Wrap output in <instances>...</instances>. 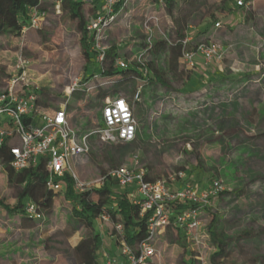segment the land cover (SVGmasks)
<instances>
[{
    "label": "rangeland",
    "instance_id": "obj_1",
    "mask_svg": "<svg viewBox=\"0 0 264 264\" xmlns=\"http://www.w3.org/2000/svg\"><path fill=\"white\" fill-rule=\"evenodd\" d=\"M204 1H197L186 28L179 24L183 0L175 9L176 20L160 4L128 5L104 43L107 49L116 45L122 58H134L150 33L153 39L174 43L187 36L194 43L206 41L194 28L209 24L213 26L210 39L227 49L225 58L209 64L200 60L193 68L180 58L177 71L169 74L172 90L151 83L140 88L139 100L134 99V86L122 88L120 94L135 107L136 138L132 143H112L94 134L90 152L72 167L80 181L98 179L115 167L145 165H156L168 174L172 188L184 184L206 188L212 179H220L227 192L213 199L204 212L201 234L206 235V223L217 215L231 252L218 264H264V0H245L232 14L216 12L220 0ZM151 15L159 20L149 22L150 32L145 22ZM216 19L220 27L214 25ZM80 38L75 22L52 13L40 28L20 37H0V68L9 78L23 64L28 83L52 93L53 105L74 102L72 87L85 75ZM193 89L198 91L189 92ZM97 92L95 96L88 90L77 104L74 124L81 133L102 124L104 103L117 96L112 88ZM15 196L0 164V199L14 204ZM72 207L61 195L49 216L25 228L15 223L14 215L0 209V264H75L73 240L64 235V219L73 217ZM100 230L105 252L113 249L112 254L120 255L113 224L106 222ZM203 239L199 245L179 239L172 225L157 238L149 264H215L211 261L215 247L206 236Z\"/></svg>",
    "mask_w": 264,
    "mask_h": 264
},
{
    "label": "trees",
    "instance_id": "obj_2",
    "mask_svg": "<svg viewBox=\"0 0 264 264\" xmlns=\"http://www.w3.org/2000/svg\"><path fill=\"white\" fill-rule=\"evenodd\" d=\"M125 1L120 0L116 10H119ZM180 1L182 0H131L129 4L135 2L160 4L162 7L167 8L168 14L174 19H177L174 13L175 9L181 6L179 13L182 14V18L179 24L182 25L181 27L186 28L190 16L196 11V6L199 3L197 2L198 0H183L184 5H179ZM205 3H207L206 0L204 1ZM39 4V0H0V37L4 35L22 36L24 28L30 25L31 9ZM215 7L216 12L232 14L242 6H239L236 0H220ZM96 10L97 6L77 0H63L62 3L61 14L66 15L68 19L76 23L77 30L81 34L80 42L86 57L85 75L73 90L74 102H67V109L71 115L72 122H74V112L77 111V104L82 102L88 90H92V93L97 96L99 89L112 88L119 95L120 90L124 87L134 86L137 90L151 83L162 86L165 90H172L169 74L177 71L183 50L185 48L192 49L201 43H194L191 40L185 47L183 39L174 43L156 38L153 39L151 44L144 40L141 43V47L135 50L134 58L129 60L123 58L127 63L125 67L117 64V59L119 57L122 58V54H118L119 48L116 45H112L106 50L105 63L101 65L97 60V51L94 48L95 33L88 28L89 23L96 16ZM52 12L50 11L51 15ZM202 27L203 25L196 26L194 30H197V34L205 35L208 38L202 42L211 41L210 37L212 34L210 30L213 26L209 24ZM31 29L34 30L35 28ZM114 29L113 25L107 30L104 40L109 38L110 32ZM146 51L147 54H144L142 59L139 60L138 56ZM165 55L166 59H162ZM8 76L0 68V80ZM213 76H215V79L223 77L221 75ZM196 91L198 90L193 89L189 92ZM36 93L38 95V103L44 110L58 107L53 105L55 101L52 98L53 95L45 88H39ZM12 163L13 155L10 153L9 148L0 146V164L7 175L9 184L16 193V202L14 204L8 203L5 199H0V209H4L9 214L14 215L18 222L25 219L36 223L42 221L45 215L49 216L53 212L56 200L63 195L67 202L73 204L71 210L73 219L65 228L66 232L70 227L75 231L79 230L82 235L73 248L75 264H105L103 235L97 229L98 225L100 226L99 217L102 214L110 216V222L113 224V238L116 244L120 245L124 240L125 243L136 247L142 241L150 240L148 229L149 213L141 215L140 207L130 197L129 188L120 187L115 177L107 175L103 185L100 187H92L80 191L76 187L74 176L67 171L63 177L55 178L56 182L61 183V187L55 189L48 184L49 175L44 161L22 170H16ZM145 170L146 180H164L168 184V174L158 171L156 165H145ZM225 192L227 191L223 190L217 197ZM30 205L35 207L34 213L28 211ZM189 206L187 203L175 202L172 207V224L170 226H175L179 239H183V237L187 239V235L185 232L184 234L181 233L182 230L174 221L177 214ZM211 206L212 204L204 208L201 218L206 213V209L211 208ZM37 213L41 214L42 217H37ZM219 219L217 215H214L212 220L206 223V235H202V240H205L203 238L206 236L215 247V251L211 255V261L215 264H218L219 260L229 258L231 255L229 250L230 243L221 235L218 228ZM118 224L122 225L121 234L116 229ZM158 237L159 235L152 240L155 249L157 248L156 241ZM112 253L114 251L110 249L109 254L114 255ZM137 253L139 254L138 251ZM154 256L149 257L145 264H149Z\"/></svg>",
    "mask_w": 264,
    "mask_h": 264
},
{
    "label": "built area",
    "instance_id": "obj_3",
    "mask_svg": "<svg viewBox=\"0 0 264 264\" xmlns=\"http://www.w3.org/2000/svg\"><path fill=\"white\" fill-rule=\"evenodd\" d=\"M40 4L30 11V25L24 28V34L31 28H40L42 22L49 18L50 11L61 15L63 0H39ZM86 4L97 6L96 16L89 23V30L95 33L94 48L97 51V60L105 63L106 46L105 36L107 30L115 25L123 15L131 0H126L119 10H116L120 0H77ZM239 6L246 4L245 0H236ZM157 15H151L145 26L152 31L149 22L157 23ZM221 21L215 23L220 27ZM148 43L153 41V33L147 37ZM192 40L191 36L183 39L186 47ZM227 49L217 41L201 42L192 49H184L181 61L187 67H195L201 57L205 64L212 61H223ZM147 51L141 53L142 59ZM23 63V61H22ZM117 64L125 67L126 61L119 57ZM24 65H18V71L9 78L0 80V146H7L13 155V167L16 170L33 167L44 161L48 171V184L59 189L60 182L55 178L63 177L69 171L76 180V187L80 191L86 188L100 187L105 177L111 175L122 188H129L130 197L141 210V215L149 213L148 229L150 240L142 241L133 247L123 240L120 246V255L106 254L105 264H145L147 259L155 255L156 249L152 240L172 224V207L175 202L187 203L190 206L182 209L175 218V224L182 229L187 238L194 244H202L200 232L203 220L201 218L206 206L224 189L220 179L214 178L206 188L184 184L172 188L166 181H149L145 179V167L120 166L111 169L106 175L91 181H80L74 173L72 163L90 152L92 135H97L105 142H130L136 138L138 121L135 116L133 103L119 94L107 99L102 107V124L87 133H81L72 122L67 109V102L61 106L44 110L38 103L37 88L32 87L26 77ZM75 82L72 90L76 88ZM141 89L134 93V99L139 100ZM183 177L184 173L180 172ZM30 213L35 207H28ZM37 217H42L37 213ZM100 227L110 222V216L102 214L99 217ZM122 233V225L116 226ZM139 252V254L137 253Z\"/></svg>",
    "mask_w": 264,
    "mask_h": 264
},
{
    "label": "crops",
    "instance_id": "obj_4",
    "mask_svg": "<svg viewBox=\"0 0 264 264\" xmlns=\"http://www.w3.org/2000/svg\"><path fill=\"white\" fill-rule=\"evenodd\" d=\"M192 37V36H191ZM203 61V59L201 58V57H199L198 58V60H197V62L198 61ZM57 201V200H56ZM55 204H56V202H55ZM55 207V206H54ZM53 211H54V209H53ZM72 217L71 218H65L64 219V228H66L67 226H68V224L70 223V221H72ZM15 223L16 224H19V226L21 227V228H25V227H27V226H35L36 225V223L35 222H32V221H27V220H23V221H20V222H18V221H15ZM99 230H100V226H99ZM69 231V232H68ZM64 235H66V237L67 238H71L72 240H73V243H72V245H73V247L72 248H74V246L78 243V241L81 239V232L79 231V230H73V229H71L70 227H69V230H68ZM101 231V230H100ZM113 250V249H112ZM108 251V250H107ZM114 251V250H113ZM106 254H108L107 252H105V255ZM111 255V254H110Z\"/></svg>",
    "mask_w": 264,
    "mask_h": 264
}]
</instances>
